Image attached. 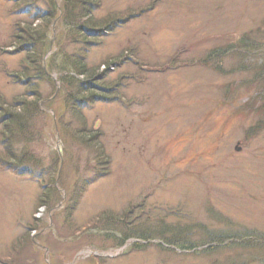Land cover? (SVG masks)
I'll return each instance as SVG.
<instances>
[{"label": "rangeland", "instance_id": "rangeland-1", "mask_svg": "<svg viewBox=\"0 0 264 264\" xmlns=\"http://www.w3.org/2000/svg\"><path fill=\"white\" fill-rule=\"evenodd\" d=\"M98 2L0 0V264H264V0Z\"/></svg>", "mask_w": 264, "mask_h": 264}, {"label": "trees", "instance_id": "trees-1", "mask_svg": "<svg viewBox=\"0 0 264 264\" xmlns=\"http://www.w3.org/2000/svg\"><path fill=\"white\" fill-rule=\"evenodd\" d=\"M14 1V0H13ZM70 4H72L74 6V9L78 12V14L74 15V17H79L80 19L83 20V25L82 26H85L87 27L89 30H91V32H89V34H91L93 31L95 33L99 32L101 29L100 26L102 25L101 24V21H97L95 18H94V15H93V12L95 10V8L99 6V2L98 0H64ZM66 11V10H65ZM69 26L72 24V21H69ZM36 26L33 27H30L29 29H23V31H19L17 34H16V37L17 39L20 41V40H24V42L21 43L19 49L21 50H27L28 46L30 45V43H32V41L34 42V35L32 33L31 30L35 31ZM31 29V30H30ZM97 31V32H96ZM90 36H96L95 34H91ZM255 39L253 38H250V41L251 42H254ZM35 44V43H34ZM248 46V44H246V47ZM229 47H227V50L228 51ZM247 51H248V48H247ZM217 52L221 53L222 54V50H217ZM234 54V53H232ZM241 54L243 53H240V52H237L235 53V56L239 55V56H242ZM243 55H246V54H243ZM238 56V57H239ZM55 64V63H54ZM57 65V64H56ZM55 65V66H56ZM53 66V65H52ZM51 66V67H52ZM34 69L38 70L37 72H39L38 74H47L45 72V69L43 67V65H39L38 67L36 66ZM264 71V69H263ZM77 75V74H76ZM260 76V75H258ZM30 79V78H29ZM261 79V77H260ZM67 80L66 78H62L61 81L62 83ZM66 82V81H65ZM90 82H87V83H84V84H88V85H84V90L83 92H85V88H88L87 91H91V89L89 88ZM100 88L104 89L103 86H99ZM259 89V87H258ZM264 89V83L263 85H261L260 87V90L262 91ZM66 95L68 96V93H66ZM70 95V94H69ZM72 95V94H71ZM70 95V96H71ZM91 95H94V94H91ZM73 96V95H72ZM96 96V95H95ZM103 96V94H102ZM92 97V96H91ZM260 99H263L264 100V93L262 94V97L259 96ZM92 100L90 97H84V95H80V96H75V100L77 102V105L79 107H81L82 103L84 102H88L89 100ZM264 109V107L261 108V111ZM15 115L12 116V118L14 117ZM91 140V139H90ZM56 163V161H55ZM41 170H44V168H40V171ZM27 172V171H26ZM217 239V246H220V247H227L229 245H231L232 243H235L237 242V245H240V244H243V246H254V241L257 240V239H264L261 237V234H257L256 232H245V233H240V232H235L233 230L229 231L228 233H224V234H219V235H215L213 236V238L211 239L212 241L208 244H205V245H209V244H212L214 243L215 240ZM220 241V242H218ZM235 241V242H234ZM135 244V248H138L139 246V243H133ZM186 244L188 245H184V244H180L181 246L183 247H189V244H191L189 241L186 242ZM262 244V247L261 248H264V242L261 243ZM174 245V241L172 239H169V245L170 247H172ZM194 245V244H193ZM176 246V245H175ZM178 248H180L179 246H177ZM210 246H206L204 248H209ZM213 247V246H212ZM195 248V246H194Z\"/></svg>", "mask_w": 264, "mask_h": 264}, {"label": "bare ground", "instance_id": "bare-ground-1", "mask_svg": "<svg viewBox=\"0 0 264 264\" xmlns=\"http://www.w3.org/2000/svg\"><path fill=\"white\" fill-rule=\"evenodd\" d=\"M45 61H46V58L44 59L43 64L45 63Z\"/></svg>", "mask_w": 264, "mask_h": 264}]
</instances>
